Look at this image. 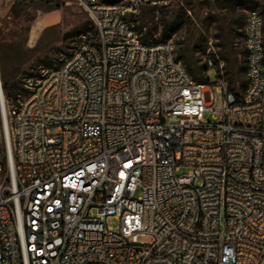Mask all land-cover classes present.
Wrapping results in <instances>:
<instances>
[{
    "label": "built area",
    "instance_id": "obj_1",
    "mask_svg": "<svg viewBox=\"0 0 264 264\" xmlns=\"http://www.w3.org/2000/svg\"><path fill=\"white\" fill-rule=\"evenodd\" d=\"M73 1L95 41L15 103L0 80V264H264L262 16L237 95L212 57L200 84L171 40L142 41L165 1Z\"/></svg>",
    "mask_w": 264,
    "mask_h": 264
},
{
    "label": "rangeland",
    "instance_id": "obj_2",
    "mask_svg": "<svg viewBox=\"0 0 264 264\" xmlns=\"http://www.w3.org/2000/svg\"><path fill=\"white\" fill-rule=\"evenodd\" d=\"M16 0H0V20L8 16L9 8ZM28 7L23 17L9 18L0 26V43L6 47L19 49L18 56H9L4 61L5 71L10 83L21 85L19 97L28 94L24 85L34 84L40 71L57 69L68 58L76 45L83 40L94 42L95 31L92 26L82 36L72 34L78 26L88 22L85 12L73 0H27ZM165 4L143 8L137 25L143 34L149 32L150 40L160 38L163 27L179 25L171 37L175 45L177 58L186 66V59L191 69L204 65L209 56L215 60L217 70H222L230 90L239 95L242 91L243 66L245 55L242 46V32L245 15L249 11L258 12L264 19V0H163ZM58 16V23L42 27L37 31L34 42H29V31L42 17L48 14ZM6 48V51L8 49ZM187 68V66H186ZM209 83H214L216 76L213 69L208 71ZM215 93V92H214ZM221 96L215 93V106ZM211 121L210 117H206ZM186 172L181 169L180 173ZM115 228L114 219L107 221ZM222 235L223 231L221 230Z\"/></svg>",
    "mask_w": 264,
    "mask_h": 264
},
{
    "label": "trees",
    "instance_id": "obj_3",
    "mask_svg": "<svg viewBox=\"0 0 264 264\" xmlns=\"http://www.w3.org/2000/svg\"><path fill=\"white\" fill-rule=\"evenodd\" d=\"M46 2H56L55 0H46ZM28 7V1L27 0H16L12 3V5L9 8V13L7 17H11L14 20H17L21 17H23L26 13V9ZM89 20V19H88ZM92 26L94 29L92 23L89 20V23L86 22L80 26H78L74 31H72L75 36H82L87 32V27ZM244 26V25H243ZM179 29V25L175 24L174 26L168 28L163 27L160 38L157 41L150 40L151 35L149 32L143 34L142 27H139L138 25H135V30L141 35V39L143 42L147 43H165L171 40V37L177 32ZM95 31V29H94ZM96 36V33H95ZM243 37V34H242ZM6 45L4 43H0V80L2 84V90L4 97L6 100H8L10 103H15L17 97L19 96V93L21 91H25L21 85H18L17 83H10V79L8 78V74L5 71L4 61L7 58V53H9V56H18L20 54V51L15 46L8 47V51H6ZM244 53V51H243ZM10 56V57H11ZM180 60V59H179ZM186 66L189 74L192 76V78L200 84H203L206 81V78L204 77V73H206V63L204 62V65L202 67H199L196 70H192L190 63L186 59ZM185 66V67H186ZM243 72H244V66H243ZM242 87L244 88V82L242 83ZM242 88V89H243ZM230 90V88H229ZM232 92V90H230ZM26 92V91H25Z\"/></svg>",
    "mask_w": 264,
    "mask_h": 264
},
{
    "label": "bare ground",
    "instance_id": "obj_4",
    "mask_svg": "<svg viewBox=\"0 0 264 264\" xmlns=\"http://www.w3.org/2000/svg\"><path fill=\"white\" fill-rule=\"evenodd\" d=\"M57 23H58V16L53 13L42 17L40 21H38L36 24H34L31 27L29 31V42L34 40L37 34V31H39V29H41L42 27H46V26L49 27L50 25H56Z\"/></svg>",
    "mask_w": 264,
    "mask_h": 264
},
{
    "label": "water",
    "instance_id": "obj_5",
    "mask_svg": "<svg viewBox=\"0 0 264 264\" xmlns=\"http://www.w3.org/2000/svg\"><path fill=\"white\" fill-rule=\"evenodd\" d=\"M6 20H8V17L4 18L3 20H0V26H1L2 22H5Z\"/></svg>",
    "mask_w": 264,
    "mask_h": 264
}]
</instances>
